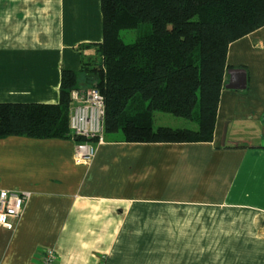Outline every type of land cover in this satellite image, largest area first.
I'll return each instance as SVG.
<instances>
[{
	"label": "crops",
	"instance_id": "1",
	"mask_svg": "<svg viewBox=\"0 0 264 264\" xmlns=\"http://www.w3.org/2000/svg\"><path fill=\"white\" fill-rule=\"evenodd\" d=\"M102 37L100 0H0V103H56ZM226 65L210 142L105 133L77 164L73 138L0 137V189L30 192L0 264H264V26Z\"/></svg>",
	"mask_w": 264,
	"mask_h": 264
},
{
	"label": "trees",
	"instance_id": "2",
	"mask_svg": "<svg viewBox=\"0 0 264 264\" xmlns=\"http://www.w3.org/2000/svg\"><path fill=\"white\" fill-rule=\"evenodd\" d=\"M100 10L102 40L81 46L93 56L83 55L79 70H61L58 101L0 103V137L85 141L69 128L70 93L95 87L104 97L106 134L140 143L210 142L228 46L264 26V0H100ZM142 23L151 30L123 41L122 30ZM154 111L198 127H153Z\"/></svg>",
	"mask_w": 264,
	"mask_h": 264
},
{
	"label": "built area",
	"instance_id": "3",
	"mask_svg": "<svg viewBox=\"0 0 264 264\" xmlns=\"http://www.w3.org/2000/svg\"><path fill=\"white\" fill-rule=\"evenodd\" d=\"M70 97L72 100L69 112L70 131L74 136H82L86 139L75 142L73 159L77 164H89L95 155L97 146L104 142V97L95 87L73 89ZM29 198V191L0 189V227L14 228ZM56 261L55 249L45 248L35 264H55Z\"/></svg>",
	"mask_w": 264,
	"mask_h": 264
},
{
	"label": "rangeland",
	"instance_id": "4",
	"mask_svg": "<svg viewBox=\"0 0 264 264\" xmlns=\"http://www.w3.org/2000/svg\"><path fill=\"white\" fill-rule=\"evenodd\" d=\"M151 30V25L149 23H142L139 27L135 29H125L120 32L121 38L125 42L133 41L138 35L147 33ZM79 82L81 80L79 79ZM198 112V107L194 108V113ZM153 127L160 125L170 126V127H179V128H192L198 127L197 122L194 119H187L183 117H177L167 112L154 111L153 112Z\"/></svg>",
	"mask_w": 264,
	"mask_h": 264
}]
</instances>
